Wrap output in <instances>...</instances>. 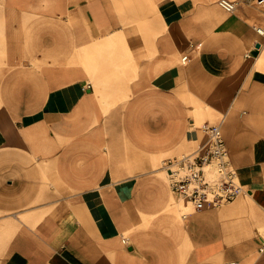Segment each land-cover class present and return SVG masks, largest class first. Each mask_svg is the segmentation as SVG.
Segmentation results:
<instances>
[{
    "label": "crops",
    "instance_id": "0c3cea01",
    "mask_svg": "<svg viewBox=\"0 0 264 264\" xmlns=\"http://www.w3.org/2000/svg\"><path fill=\"white\" fill-rule=\"evenodd\" d=\"M255 25L254 0H0V264H264ZM204 123L244 192L185 218L162 164Z\"/></svg>",
    "mask_w": 264,
    "mask_h": 264
},
{
    "label": "built area",
    "instance_id": "2783aa9c",
    "mask_svg": "<svg viewBox=\"0 0 264 264\" xmlns=\"http://www.w3.org/2000/svg\"><path fill=\"white\" fill-rule=\"evenodd\" d=\"M264 10V0H254ZM226 11H235L238 0H218ZM260 34L264 27L255 25ZM187 60V54L182 61ZM205 138L195 147L163 161L171 189L176 199L183 204V217L193 211L208 207H218L234 200L244 192L236 167L233 165L229 150L223 137L220 124L204 123L201 126ZM127 242V238L123 239ZM223 264H241L237 261H225Z\"/></svg>",
    "mask_w": 264,
    "mask_h": 264
},
{
    "label": "rangeland",
    "instance_id": "374dc122",
    "mask_svg": "<svg viewBox=\"0 0 264 264\" xmlns=\"http://www.w3.org/2000/svg\"><path fill=\"white\" fill-rule=\"evenodd\" d=\"M180 206H182L181 203H180Z\"/></svg>",
    "mask_w": 264,
    "mask_h": 264
}]
</instances>
